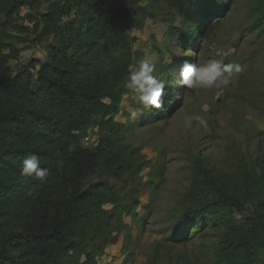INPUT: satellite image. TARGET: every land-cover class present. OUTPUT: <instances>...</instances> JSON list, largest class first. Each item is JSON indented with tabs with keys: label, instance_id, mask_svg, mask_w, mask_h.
<instances>
[{
	"label": "trees",
	"instance_id": "trees-1",
	"mask_svg": "<svg viewBox=\"0 0 264 264\" xmlns=\"http://www.w3.org/2000/svg\"><path fill=\"white\" fill-rule=\"evenodd\" d=\"M40 1L0 0V264H100L112 219L119 211L128 217L138 203L125 208L106 186L84 188L97 171L122 176L132 165L109 133L93 149L81 138L92 127L113 130L131 59L123 26L143 27L149 14L143 0H44L45 12L26 18L37 32L32 42L53 39L46 59L14 71L5 38L21 9ZM173 1L180 17L200 24L214 0ZM198 30L187 29L186 47ZM164 99L153 115L166 112L175 95L165 89ZM28 154L49 169L47 183L21 175ZM195 174L168 241L184 244L188 226L211 221L222 230L214 264H261L264 156L231 176L196 161ZM91 241L99 248L88 251Z\"/></svg>",
	"mask_w": 264,
	"mask_h": 264
},
{
	"label": "rangeland",
	"instance_id": "rangeland-1",
	"mask_svg": "<svg viewBox=\"0 0 264 264\" xmlns=\"http://www.w3.org/2000/svg\"><path fill=\"white\" fill-rule=\"evenodd\" d=\"M143 3L149 14L144 26H123L130 39V66L141 59L153 61L154 75L166 82L165 89L172 91L175 102L164 113L147 112L127 121V109L135 101L125 95L124 82L113 130L100 125L82 136V145L93 149L109 133L132 165V171L122 176L97 171L85 180L84 188L106 186L125 208L138 203L128 217L119 211L107 240L101 246L91 241L87 250L100 246V264H214L222 230L213 222L188 226L189 240L184 244L168 239L193 190L196 161L215 175L231 176L264 156V0H214L210 15L200 24L180 17L173 0ZM196 3L190 14L198 10ZM46 7L41 0L38 8L21 9L13 21L16 29L9 30L5 43L14 49L10 54L14 71L31 60L46 59L53 39L32 42L37 32L34 22L26 18L44 13ZM190 26L199 28L198 36L186 47L183 35ZM212 58L242 66L234 85L190 91L178 87V73L185 62L202 65ZM196 115L205 117L207 128L194 119L186 127L185 117ZM260 257L264 264V253Z\"/></svg>",
	"mask_w": 264,
	"mask_h": 264
},
{
	"label": "clouds",
	"instance_id": "clouds-1",
	"mask_svg": "<svg viewBox=\"0 0 264 264\" xmlns=\"http://www.w3.org/2000/svg\"><path fill=\"white\" fill-rule=\"evenodd\" d=\"M180 52L179 49L176 50ZM156 65L150 59H141L131 65L123 87L127 90L125 95L131 96L135 106H129L127 121H135L147 112L160 110L165 104L166 82L154 75ZM243 68L238 63H227L219 59H209L202 65L185 62L178 73L177 85L185 91L201 88H227L235 84ZM193 119L204 128L207 120L202 115L185 117L186 127L192 126ZM21 175L47 183L50 175L49 169L41 167V158L36 154H28L20 165Z\"/></svg>",
	"mask_w": 264,
	"mask_h": 264
}]
</instances>
